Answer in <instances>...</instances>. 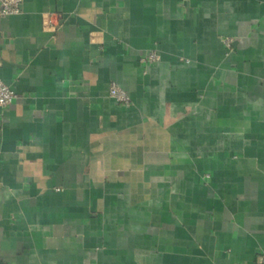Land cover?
I'll list each match as a JSON object with an SVG mask.
<instances>
[{
    "label": "crops",
    "instance_id": "obj_1",
    "mask_svg": "<svg viewBox=\"0 0 264 264\" xmlns=\"http://www.w3.org/2000/svg\"><path fill=\"white\" fill-rule=\"evenodd\" d=\"M0 60V264H264V0H24Z\"/></svg>",
    "mask_w": 264,
    "mask_h": 264
},
{
    "label": "built area",
    "instance_id": "obj_2",
    "mask_svg": "<svg viewBox=\"0 0 264 264\" xmlns=\"http://www.w3.org/2000/svg\"><path fill=\"white\" fill-rule=\"evenodd\" d=\"M24 0H0V18L17 15L22 12V4ZM59 24V23H58ZM51 28L55 30L57 23H51ZM224 44L227 50H231L234 45L232 37H226ZM160 54L156 49H150L142 57L141 61L146 65H152L160 60ZM2 61L0 60V66ZM110 96L120 103L128 104L131 102V97L128 92L118 83L112 82L109 89ZM16 91L0 77V106L9 107L15 100Z\"/></svg>",
    "mask_w": 264,
    "mask_h": 264
}]
</instances>
